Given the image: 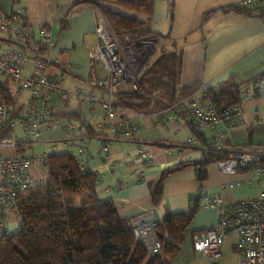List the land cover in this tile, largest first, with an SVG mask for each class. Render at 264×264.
Masks as SVG:
<instances>
[{"label": "crops", "instance_id": "0c3cea01", "mask_svg": "<svg viewBox=\"0 0 264 264\" xmlns=\"http://www.w3.org/2000/svg\"><path fill=\"white\" fill-rule=\"evenodd\" d=\"M242 1L154 0L149 25L154 32L169 35L167 40L172 48L169 52L175 49L180 53L181 86L198 82L207 87L229 78L245 84L235 125L227 129L225 124L218 123L215 131L225 142L258 145L264 143V76L258 77L264 73V18L254 13L219 10ZM260 1L264 4V0H251L254 3L249 9L257 7ZM15 7L24 9L31 27L48 26L55 41V47L45 55L51 61L48 77L60 80L72 93L66 99L61 93L50 96L56 125L50 121L52 118L41 121L38 138L18 148H7L9 152L2 154L71 153L83 169L97 177L98 197L111 200L119 216L127 220L147 210L152 213L150 220L160 223L166 213L177 214L196 206L184 241L177 244L176 256L166 264H238L235 235L226 236L217 259L196 253L192 248L193 235L215 227L218 222V207L208 205L206 196H217L222 205L253 199L264 191V178L250 168L225 173L216 161L204 163L206 149L219 158L224 155L212 149L211 131L192 133L187 107L169 104L149 113L120 111L115 123L121 120L120 127L128 124L130 129L135 128L132 139L120 138V132L109 127L114 121L106 119L101 106L106 95L95 86L105 71L88 57L96 45L91 5L82 0H0V9L4 11ZM209 11L212 12L204 16ZM127 40L130 39L123 38L120 42ZM139 72L138 69L137 76ZM128 89L125 85L120 91ZM28 102V90H23L12 102L18 116L14 137L21 135L26 123L18 108ZM83 124H90L95 134L100 135H87ZM189 138L195 139L196 144H188ZM142 148L149 155L146 160H140ZM183 162L205 164L203 180L197 178L201 173L198 168L192 165L181 168L165 181L160 204L152 206L148 183L156 180L162 170ZM29 173L37 181L46 180L47 174L40 167H30Z\"/></svg>", "mask_w": 264, "mask_h": 264}, {"label": "trees", "instance_id": "16d2710c", "mask_svg": "<svg viewBox=\"0 0 264 264\" xmlns=\"http://www.w3.org/2000/svg\"><path fill=\"white\" fill-rule=\"evenodd\" d=\"M82 1L91 6L99 4L104 19L119 40L147 37L157 40L159 37H169L168 34L154 32L149 25L154 0ZM171 10L170 6V13ZM219 10L245 15L254 13L264 18L262 1L253 9L231 4L219 7ZM179 66L178 51L162 50L159 57L147 63L139 72L137 89H116L112 102L132 112L149 113L172 104L185 95L196 99L201 105L212 106L217 111L232 108L242 100L245 84H237L231 78L203 89L199 88L198 82L181 86ZM261 76L264 73L258 77ZM0 94L8 100L10 120L15 122L17 112L12 108L11 100L3 92L0 91ZM50 115L53 117L54 114ZM83 126L87 135H100L95 134L90 124ZM129 126L125 124L116 131L127 130ZM13 132L14 124H8L2 135L10 138ZM192 133L196 135L193 131ZM204 154V163L220 159L210 149H206ZM189 165L201 171L197 178L199 181L203 180L205 164L202 165L201 162H183L162 170L156 180L148 183L152 206L160 204L168 177ZM46 174L44 182L18 195V228L8 235H0V264H166L176 256L177 244L184 241L197 210L194 206L185 212L166 213L160 223H154L153 233L161 248L157 253H150L133 235L128 227V220L119 216L114 203L98 197L97 177L93 172L83 169L71 153L47 155Z\"/></svg>", "mask_w": 264, "mask_h": 264}, {"label": "built area", "instance_id": "2783aa9c", "mask_svg": "<svg viewBox=\"0 0 264 264\" xmlns=\"http://www.w3.org/2000/svg\"><path fill=\"white\" fill-rule=\"evenodd\" d=\"M254 2L244 0L238 5L250 7ZM95 15L94 34L96 45L88 52L90 60L100 64L105 71V76L99 79L95 86L105 93L106 98L101 100V106L106 119L114 121L120 111H129L112 102L115 90H121L125 85L128 91L137 89V71L128 68L136 62L128 61L127 47L121 56L118 50V39L107 24L99 4L92 6ZM140 39L134 40L129 45L137 47ZM55 47V41L51 36L47 25L40 24L31 27L26 20L23 8L15 7L11 11L0 9V91L11 102L16 101L23 90L29 91V102L25 107H19L26 123L19 137L9 138L2 135L6 125H13L11 121V108L8 100L0 94V235H8L10 232L3 221L11 216V222L18 221L16 199L18 195L39 183L29 173L32 166L46 170L45 155L15 154L6 156L1 153L3 148H16L33 141L40 135V123L52 116L49 99L51 95H58L66 99L72 91L66 90L60 80H52L48 77L47 69L51 61L45 56ZM205 88L204 85L199 87ZM96 100V98H92ZM178 107H187V115L191 121L192 130L195 133L211 131L212 149L223 158L216 161L217 166L225 173H234L237 169H252L257 176L264 178V143L258 145H239L232 141H224L221 134L215 131L218 123L232 128L236 121L238 106L217 111L212 106L201 105L196 99L187 95L180 97L172 103ZM170 106V105H169ZM20 114V113H19ZM53 125L58 122L52 118ZM122 121L112 122L109 127L112 130L122 129ZM135 128L120 131L122 139H132ZM188 144H196L195 139H187ZM104 150L107 146L104 145ZM140 160H146L149 155L144 148L139 151ZM79 163V162H78ZM80 165V163H79ZM208 205L218 207L219 217L215 227L195 233L192 239L193 250L206 257L217 259L220 256L221 246L226 236H236V248L238 264H264V191L256 198L245 199L228 205H222L217 196H206ZM152 213L145 210L130 217L128 227L137 237L146 250L157 253L161 244L153 233Z\"/></svg>", "mask_w": 264, "mask_h": 264}, {"label": "rangeland", "instance_id": "374dc122", "mask_svg": "<svg viewBox=\"0 0 264 264\" xmlns=\"http://www.w3.org/2000/svg\"><path fill=\"white\" fill-rule=\"evenodd\" d=\"M133 41L134 40H127L126 42L124 41L120 42V40L118 39V42L120 45V48L118 45V50L121 56L124 55L125 47H127L128 61L137 63L135 65H131L130 63H128L129 65L128 68L130 70H133L135 67H139V71H142L147 63L152 62L153 60H155L157 57H159L162 54V50L168 51L172 49L170 45V41H168L167 39H161L160 41H157L151 37L143 38V39H140V42H139L140 45H138L137 47L129 45ZM14 136L15 135L13 132L11 138H14ZM9 150L10 149L3 148L1 149V153L9 152ZM41 169L46 172L44 168H41ZM11 216L16 220V217L14 215H10L7 217L3 215V218H2L4 223L7 224L6 226L7 230L10 233L17 230L18 223H19V220L11 222V220H13V219H10Z\"/></svg>", "mask_w": 264, "mask_h": 264}]
</instances>
